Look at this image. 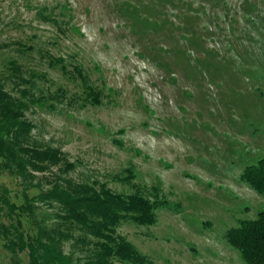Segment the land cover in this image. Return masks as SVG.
Wrapping results in <instances>:
<instances>
[{
    "label": "rangeland",
    "instance_id": "obj_1",
    "mask_svg": "<svg viewBox=\"0 0 264 264\" xmlns=\"http://www.w3.org/2000/svg\"><path fill=\"white\" fill-rule=\"evenodd\" d=\"M0 46L6 87L14 58L36 97L32 139L75 163L52 170L163 203L117 226L150 264H247L224 233L264 209L240 179L264 157V0H0Z\"/></svg>",
    "mask_w": 264,
    "mask_h": 264
},
{
    "label": "trees",
    "instance_id": "obj_2",
    "mask_svg": "<svg viewBox=\"0 0 264 264\" xmlns=\"http://www.w3.org/2000/svg\"><path fill=\"white\" fill-rule=\"evenodd\" d=\"M8 63L12 79L30 81L14 58ZM1 74L0 70V172L8 171L18 179L23 196L16 202L10 190L0 186V238L12 264H150L117 226L125 219L152 223L163 203L142 193L113 190L105 183L95 187L72 181L52 170L57 166L69 171L75 163L61 148L34 142V124L26 110L36 97L18 82L6 87ZM87 88L99 102L94 96L97 90L90 84ZM48 170L55 176L46 174ZM240 179L264 196V157L245 165ZM33 187L37 190L30 193ZM25 221L30 223L26 227ZM224 237L247 264H264V209L255 217L240 218Z\"/></svg>",
    "mask_w": 264,
    "mask_h": 264
}]
</instances>
